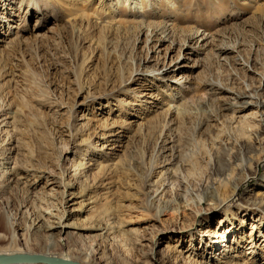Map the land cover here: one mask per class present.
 <instances>
[{
	"label": "rangeland",
	"instance_id": "374dc122",
	"mask_svg": "<svg viewBox=\"0 0 264 264\" xmlns=\"http://www.w3.org/2000/svg\"><path fill=\"white\" fill-rule=\"evenodd\" d=\"M125 1L0 0V252L64 210L60 258L264 264V0Z\"/></svg>",
	"mask_w": 264,
	"mask_h": 264
},
{
	"label": "bare ground",
	"instance_id": "6f19581e",
	"mask_svg": "<svg viewBox=\"0 0 264 264\" xmlns=\"http://www.w3.org/2000/svg\"><path fill=\"white\" fill-rule=\"evenodd\" d=\"M126 3H129L130 2V0H126L125 1ZM134 5H137L136 3H133ZM199 34V33H198ZM180 65H186L184 62L183 63H181ZM178 67V66H177ZM182 68V67H181ZM162 75H163V73H161ZM152 76V75H151ZM182 79V77L180 78V79H176V80H181ZM171 97L173 98L174 97V95H171ZM242 97H244V96H242ZM245 98H250V97H246V95H245ZM252 98V97H251ZM254 98V97H253ZM264 103V102H263ZM249 104H251V105H256V106H258V107H260V106H262V104H261V102L259 103V101L258 102H250ZM254 117H256V116H254ZM236 122V121H235ZM234 122V123H235ZM239 123V122H238ZM243 124V123H242ZM247 127V126H246ZM245 127V128H246ZM251 128V127H250ZM120 134V133H119ZM111 136V138H114V139H116V138H119V136H118V134H111L110 135ZM123 136V135H122ZM121 141V140H120ZM163 150H168V149H165V148H162ZM13 168H18V167H13ZM10 170V171H9ZM11 168H9L8 169V171H7V174H10L9 172H11ZM6 174V175H7ZM14 174V173H13ZM6 175H5V177H6ZM15 176V177H14ZM9 175L8 177H6V182H9L8 184L10 185V184H12V183H15V184H18L17 183V181H18V179H17V174H15V175ZM52 184H54V182L52 183ZM56 184V183H55ZM173 187L175 186V184H174V181L172 182V184H171ZM65 187H66V189H67V191H72V190H74L77 186H74V185H72V184H69V183H66L65 184ZM162 187V186H161ZM159 188L158 189V191L159 190H161V192L160 193H158V192H156V194L155 195H157V196H155V198H158L159 199V197L161 196V199L163 198V196H164V194L163 193H165V195L167 194L168 195V193H169V190H166V187L165 188ZM55 188V186L54 187H52V189H54ZM170 189V188H169ZM176 189V192H174V193H172V194H174V199H177V200H179V199H181L182 198V196H181V194H179V192L181 191V186H180V184H178V187H176L175 188ZM171 191V190H170ZM172 191H173V188H172ZM158 193V194H157ZM0 194H3V191H2V187H0ZM68 197V198H67ZM70 197V198H69ZM75 201V195H70V194H68L66 197H65V200H64V206L66 207V206H71V204L73 203ZM250 206L253 208V209H255V210H258V211H260V212H262V211H264V192H261V191H258L256 194H255V196L253 197V199H252V203L250 204ZM110 209H108L107 210V217H109V219H105V223H103V225H102V228L100 227V228H98V230L101 232V236L102 235H108V237L109 236H112L113 234H114V232L112 231V226L110 227V225H112V224H110L111 222V219H110V212H112V210H114V209H112L111 210V207H109ZM114 208V207H113ZM47 212V211H46ZM74 212H76V211H74ZM73 211L72 212H65L64 210H62V212H58V213H55V214H53L52 212L50 213V212H48V213H46L47 214V216H46V218L45 219H42V220H40V221H38V223L36 222V224L34 225V228H33V232H34V236L35 235H37V233H40V234H43L42 236H43V238H44V240L46 241V243H47V248H46V250L44 251V252H42V253H39V255L38 254H36V252H34L33 250H30V249H27L25 252H23V253H21V252H16V253H2V252H0V255H5V256H16V255H29V256H41L43 259H48V260H53V258H56V259H59V260H62V261H67V262H74V263H77V264H89L88 263V261L90 262V260H92L93 261V256H92V253H89V252H83V254H84V256H85V259L83 260V261H74V260H72V259H70V258H60V256H57V255H55L54 253H52L50 250H49V248H53V247H55V246H57L58 244H61V243H63L64 241L66 242V239H70L74 234H76V235H78L79 234V232H76V231H74V232H71L73 229L74 230H85V229H82V228H80V227H77V228H75L73 225H71V224H69L68 223V220L72 217V215H73V213H74ZM115 212V211H114ZM166 212L167 211H162V213H160V215H165L166 214ZM214 212H216V211H214ZM60 213V214H59ZM110 213V214H109ZM114 215V214H113ZM181 215H182V217H185V215H186V212H182L181 213ZM45 216V215H44ZM103 217H105V216H103ZM41 219V218H40ZM104 222V221H103ZM46 224V225H45ZM0 226H3L6 230H7V233H9L8 231H10V235L11 234H13V235H15V234H21V237H23L24 235H22V233L24 232V230L23 229H21V228H16V227H14V224H12V223H6V221L4 220V219H1L0 220ZM93 228V227H92ZM255 228V226L253 225V229ZM31 231V230H30ZM8 234H5V233H3V234H0V238H4V237H6ZM224 235V234H223ZM223 235H220L219 236V239H221V241L218 243L219 245H221L224 241H225V235L223 236ZM81 237V236H80ZM87 239H89V237L88 236H85ZM90 238H92V237H90ZM216 243V242H215ZM214 243V244H215ZM217 244V243H216ZM223 246V245H222ZM224 247H225V252H227V246L226 245H224ZM176 248V247H175ZM173 251V250H172ZM231 251V250H230ZM72 260V261H71ZM97 260H99L98 258H97ZM14 264H46V263H39V262H24V263H14Z\"/></svg>",
	"mask_w": 264,
	"mask_h": 264
},
{
	"label": "water",
	"instance_id": "95a60500",
	"mask_svg": "<svg viewBox=\"0 0 264 264\" xmlns=\"http://www.w3.org/2000/svg\"><path fill=\"white\" fill-rule=\"evenodd\" d=\"M24 262H39L46 264H77L74 262L67 261H54V260H46L41 256H29V255H16V256H3L0 255V264H14V263H24Z\"/></svg>",
	"mask_w": 264,
	"mask_h": 264
}]
</instances>
